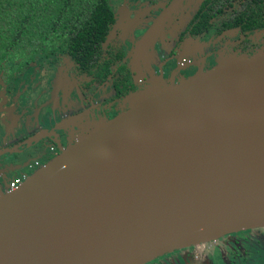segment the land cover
Here are the masks:
<instances>
[{"label":"water","instance_id":"95a60500","mask_svg":"<svg viewBox=\"0 0 264 264\" xmlns=\"http://www.w3.org/2000/svg\"><path fill=\"white\" fill-rule=\"evenodd\" d=\"M161 81L0 195V264H147L264 227V52Z\"/></svg>","mask_w":264,"mask_h":264},{"label":"flooded vegetation","instance_id":"af4514ba","mask_svg":"<svg viewBox=\"0 0 264 264\" xmlns=\"http://www.w3.org/2000/svg\"><path fill=\"white\" fill-rule=\"evenodd\" d=\"M107 1L112 18L96 49L98 54L90 62L82 63L78 55L82 50L70 51L67 42L61 45L56 35L35 48L1 54L0 195L9 192L15 179L12 174L18 173L23 182L33 174L23 172L39 167L47 144L54 158L81 133L86 122L111 120L124 112L126 98L146 87L143 81L134 80L135 65L129 50L153 30L157 33L153 37L163 34L174 14L195 0H183L158 29L161 15L173 0ZM131 24L138 25L140 34L130 28ZM140 26L144 27L139 30ZM184 36L223 39V49L237 56L264 52V0H198L179 40ZM92 62L95 65L88 68ZM186 64L189 62L182 60L179 66ZM160 70L162 78L175 83L196 74L192 71L175 78L174 72ZM3 180H7L5 191ZM212 242L220 251L221 264H264V227L227 234ZM250 245L254 246L251 251L244 248ZM195 257L201 259L200 255Z\"/></svg>","mask_w":264,"mask_h":264},{"label":"rangeland","instance_id":"374dc122","mask_svg":"<svg viewBox=\"0 0 264 264\" xmlns=\"http://www.w3.org/2000/svg\"><path fill=\"white\" fill-rule=\"evenodd\" d=\"M197 4L198 0H195L185 10L176 12L163 34H161V32L158 33V37H153L154 34L157 36L156 31L153 30L147 33L142 39L138 40L133 48L129 50V57L131 62L135 65L133 70L135 82L141 80L147 87L151 83H156L157 80L162 79L161 84L164 87L175 82H168L162 78L161 75H159L161 74L160 68H163L165 72H174L173 77L177 78L188 76L192 71L199 74L207 70H212L225 60L237 56L223 49L222 43L225 42L223 39L221 42V39L214 40L206 36H190L186 39L184 36L182 41L179 40L186 26L194 16ZM143 24H145V22H143ZM142 27L144 26H140L139 30H141ZM130 28L140 34L137 24H131ZM155 38L157 39L154 42ZM57 39L61 45L64 44V38L60 37ZM52 42L56 43L57 41L52 39ZM182 60L189 62V64L180 67L179 63ZM139 64L142 68L139 67ZM151 65H153V67L149 71ZM82 119L76 122L77 126L82 122ZM95 122L101 121L96 120ZM85 124H88V122ZM49 147L50 145L47 144L45 155L40 156L39 167H34L31 170L26 169L23 173L28 176L36 172L37 169L45 165L48 161L52 160L53 157L49 154ZM18 175V173H15L12 174L11 177L16 178ZM1 184L2 190L5 191L4 186H6L7 180H3ZM244 248L251 251L254 246L250 245ZM214 250L216 253H214ZM196 255H200L201 259L197 260L195 257ZM150 264H221V258L220 251H218V248H214L213 242L210 241L194 247H187L175 251Z\"/></svg>","mask_w":264,"mask_h":264},{"label":"trees","instance_id":"16d2710c","mask_svg":"<svg viewBox=\"0 0 264 264\" xmlns=\"http://www.w3.org/2000/svg\"><path fill=\"white\" fill-rule=\"evenodd\" d=\"M111 15L107 0H0V56L35 48L56 35L65 39L70 51L82 50V63L90 62Z\"/></svg>","mask_w":264,"mask_h":264},{"label":"built area","instance_id":"2783aa9c","mask_svg":"<svg viewBox=\"0 0 264 264\" xmlns=\"http://www.w3.org/2000/svg\"><path fill=\"white\" fill-rule=\"evenodd\" d=\"M22 183H23V180L21 178L17 177L10 183L8 190L9 191L16 190Z\"/></svg>","mask_w":264,"mask_h":264}]
</instances>
